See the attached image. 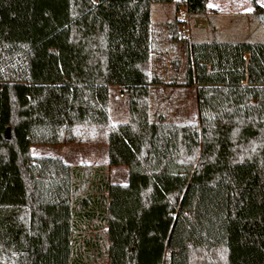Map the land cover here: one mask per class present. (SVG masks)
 <instances>
[{
    "label": "trees",
    "instance_id": "1",
    "mask_svg": "<svg viewBox=\"0 0 264 264\" xmlns=\"http://www.w3.org/2000/svg\"><path fill=\"white\" fill-rule=\"evenodd\" d=\"M186 1L190 15L208 16L209 0ZM152 3L176 5L169 41L197 86L198 123L150 112L161 83ZM179 7L0 0V264H83L75 222L92 215L106 226L108 264H264V40H188ZM115 88L123 123L109 116ZM76 140L105 144L106 165L32 155ZM119 166L123 183L104 173ZM94 238L88 255L101 251Z\"/></svg>",
    "mask_w": 264,
    "mask_h": 264
},
{
    "label": "rangeland",
    "instance_id": "2",
    "mask_svg": "<svg viewBox=\"0 0 264 264\" xmlns=\"http://www.w3.org/2000/svg\"><path fill=\"white\" fill-rule=\"evenodd\" d=\"M256 2L260 9L258 11H255L251 0H209L207 3L208 16L201 17L203 18L202 22L192 25L189 34H183V37L192 41H210L214 38L223 41H263L264 0H256ZM157 5L160 4H151V21L159 11ZM181 12L182 10L178 12L177 17ZM166 46H168L166 59L156 61L152 58L150 62L151 66L154 63L157 65L159 63L161 66L168 63L167 66L170 69L168 72L160 73L163 77L161 85L151 86L150 112L155 109L159 112L161 110L162 112L168 111L167 118L169 120L198 123L197 86L185 84L183 77L185 58L182 54V47L170 43H167ZM174 60H178L176 65L172 63ZM113 91L109 110L110 120L113 123H123L126 121L125 96L120 97L117 88ZM31 150L33 156H59L72 167L86 164L95 167L104 166L107 162V146L103 143L77 142L71 144L62 142L57 145L33 146ZM104 173L114 182L123 183L127 179L126 166L105 167ZM99 234L102 246L101 254L99 257L94 255L93 258L86 259L87 264H108L105 256L107 247L105 232L101 230ZM98 251L99 249L90 250L92 254Z\"/></svg>",
    "mask_w": 264,
    "mask_h": 264
},
{
    "label": "crops",
    "instance_id": "3",
    "mask_svg": "<svg viewBox=\"0 0 264 264\" xmlns=\"http://www.w3.org/2000/svg\"><path fill=\"white\" fill-rule=\"evenodd\" d=\"M152 4H160V5H157L159 7L158 9L159 11L157 12L156 15H154L155 17L151 21L153 24L151 23L150 62L152 58L155 59L156 61H160L162 59L164 60V58L166 59L167 56L166 49L168 47L166 46L167 43L177 45L176 41H172V42L169 41V33H168L169 32L168 23L172 20V18L174 17V13L176 12L175 3H152ZM167 65L168 63L163 64L162 66L161 64L159 65V63L158 65L154 63L152 64V66L150 64L152 74L157 75V77L161 81V83H157L152 86L161 85L163 83L162 81L163 77L160 75V73L168 72L170 70ZM77 208L79 209V206H77ZM97 220L98 219H96V215H92L91 220L83 219L82 221H80L79 219L78 221L75 222V232H76L75 240L78 241L75 242L74 246L75 249L81 250L80 254H78L77 258L75 259L76 262L81 261L83 264H87L86 259L91 257L93 258L94 255H96V257H99V255L101 254V252H97L95 254L89 252L88 255L86 252L87 249L90 248V244H86L88 237H92L91 241L92 243L93 242L95 243V238H94L95 234L100 233L101 230H103L104 232L106 231L105 224L103 223L102 226V224ZM98 245L99 244L97 243L96 244L97 248Z\"/></svg>",
    "mask_w": 264,
    "mask_h": 264
},
{
    "label": "built area",
    "instance_id": "4",
    "mask_svg": "<svg viewBox=\"0 0 264 264\" xmlns=\"http://www.w3.org/2000/svg\"><path fill=\"white\" fill-rule=\"evenodd\" d=\"M176 3L180 5V10H182L181 13L178 15V21H179V32L183 35H188L190 32V29L192 25L198 24L202 22L201 17L192 16L187 11V1L186 0H175ZM179 10V11H180ZM120 96H122L120 94Z\"/></svg>",
    "mask_w": 264,
    "mask_h": 264
},
{
    "label": "water",
    "instance_id": "5",
    "mask_svg": "<svg viewBox=\"0 0 264 264\" xmlns=\"http://www.w3.org/2000/svg\"><path fill=\"white\" fill-rule=\"evenodd\" d=\"M7 135H8V133H7Z\"/></svg>",
    "mask_w": 264,
    "mask_h": 264
},
{
    "label": "snow or ice",
    "instance_id": "6",
    "mask_svg": "<svg viewBox=\"0 0 264 264\" xmlns=\"http://www.w3.org/2000/svg\"><path fill=\"white\" fill-rule=\"evenodd\" d=\"M211 6V5H210Z\"/></svg>",
    "mask_w": 264,
    "mask_h": 264
}]
</instances>
